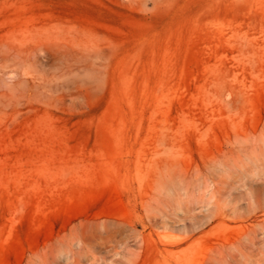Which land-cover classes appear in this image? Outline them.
Masks as SVG:
<instances>
[{
	"label": "rangeland",
	"instance_id": "374dc122",
	"mask_svg": "<svg viewBox=\"0 0 264 264\" xmlns=\"http://www.w3.org/2000/svg\"><path fill=\"white\" fill-rule=\"evenodd\" d=\"M166 170L191 183L146 212ZM192 230L172 250L247 233L231 264H264V0H0V264Z\"/></svg>",
	"mask_w": 264,
	"mask_h": 264
},
{
	"label": "bare ground",
	"instance_id": "6f19581e",
	"mask_svg": "<svg viewBox=\"0 0 264 264\" xmlns=\"http://www.w3.org/2000/svg\"><path fill=\"white\" fill-rule=\"evenodd\" d=\"M156 181L159 187L157 192L146 193L145 194L146 199L144 198L145 200H143V204H144L143 206L146 212L157 209L158 206L162 202H164L165 198H167L170 192L179 191L180 186L182 184H183L182 188L184 189L187 188L188 185H190L191 183L190 180H187L182 175L175 174L171 170L158 172ZM196 232L197 230H192L190 232H187L185 235L181 236L180 238L167 237L166 240L159 238L156 241V243L158 246V252L161 255V259L159 260L160 264H198L196 263L198 258L194 256L198 252V250L196 249L197 247L196 245H198V241L189 244L186 247H182L179 250H175V251L172 250V247L173 248L179 247L182 244H186L188 241L193 239ZM226 236L220 237L217 240V242L210 249V251L206 253V255L202 256V261L199 264H231L232 260L237 255V253H242V249L246 247V243H248L247 241L249 240L248 238L249 234L247 233H243L241 236H239L238 239L235 240H230L228 238L229 235L227 237ZM141 243L142 244L145 243V238L142 236H141Z\"/></svg>",
	"mask_w": 264,
	"mask_h": 264
}]
</instances>
